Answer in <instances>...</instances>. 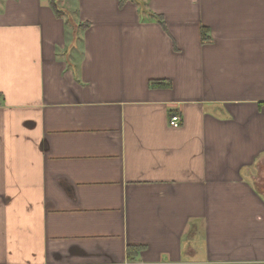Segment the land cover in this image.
I'll return each instance as SVG.
<instances>
[{"label": "crops", "instance_id": "1", "mask_svg": "<svg viewBox=\"0 0 264 264\" xmlns=\"http://www.w3.org/2000/svg\"><path fill=\"white\" fill-rule=\"evenodd\" d=\"M57 5L0 0V264H264V0Z\"/></svg>", "mask_w": 264, "mask_h": 264}, {"label": "trees", "instance_id": "2", "mask_svg": "<svg viewBox=\"0 0 264 264\" xmlns=\"http://www.w3.org/2000/svg\"><path fill=\"white\" fill-rule=\"evenodd\" d=\"M120 4H122L123 2H125V0H119ZM49 4H50V7L52 8L53 12L60 16V15H63V14H66V12L61 9L58 5H57V0H49ZM152 16H154L158 23L160 25H162L164 27V21L161 17V15H156V14H151ZM77 26H80V27H86L87 24L86 23H77ZM201 41L202 42H206L209 40V37L207 36V28L205 27H201ZM151 84L155 85V86H159V87H170L171 83L169 80H158V81H151Z\"/></svg>", "mask_w": 264, "mask_h": 264}, {"label": "built area", "instance_id": "3", "mask_svg": "<svg viewBox=\"0 0 264 264\" xmlns=\"http://www.w3.org/2000/svg\"><path fill=\"white\" fill-rule=\"evenodd\" d=\"M169 126L171 127H178L181 123V116L179 114H172L170 117H169Z\"/></svg>", "mask_w": 264, "mask_h": 264}, {"label": "rangeland", "instance_id": "4", "mask_svg": "<svg viewBox=\"0 0 264 264\" xmlns=\"http://www.w3.org/2000/svg\"><path fill=\"white\" fill-rule=\"evenodd\" d=\"M263 164H264V163H263ZM263 174H264V171H263ZM262 180H263V178L260 179L259 182H261V183L259 184V186H260V190H261V191H264V181H262Z\"/></svg>", "mask_w": 264, "mask_h": 264}]
</instances>
